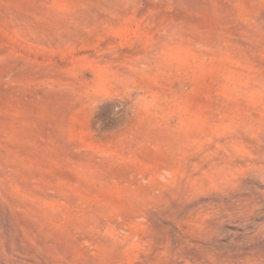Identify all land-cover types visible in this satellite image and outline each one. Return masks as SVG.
Listing matches in <instances>:
<instances>
[{"label":"rangeland","instance_id":"rangeland-1","mask_svg":"<svg viewBox=\"0 0 264 264\" xmlns=\"http://www.w3.org/2000/svg\"><path fill=\"white\" fill-rule=\"evenodd\" d=\"M0 264H264V0H0Z\"/></svg>","mask_w":264,"mask_h":264}]
</instances>
